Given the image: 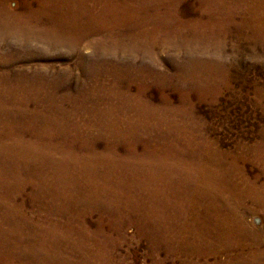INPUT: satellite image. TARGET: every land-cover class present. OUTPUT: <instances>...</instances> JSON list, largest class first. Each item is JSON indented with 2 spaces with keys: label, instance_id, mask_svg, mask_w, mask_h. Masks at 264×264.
Listing matches in <instances>:
<instances>
[{
  "label": "rangeland",
  "instance_id": "1",
  "mask_svg": "<svg viewBox=\"0 0 264 264\" xmlns=\"http://www.w3.org/2000/svg\"><path fill=\"white\" fill-rule=\"evenodd\" d=\"M70 4L75 11L66 10ZM86 14L95 17L88 21L89 35ZM58 37L76 45L56 48L52 41ZM18 78L43 79L54 97L75 95L83 82L92 88L85 96L93 117L80 111L88 101L84 109L64 103L62 112L79 122L74 137L62 134L71 130L64 118L48 124L20 117L43 92H27L25 85L10 90ZM137 92L140 99L132 100L130 93ZM107 103L108 115L123 120L127 130L120 123L104 124ZM104 137L114 149L104 148ZM74 138L67 158L63 149ZM25 140L37 142L30 146ZM50 142L60 151L49 154L78 167L70 170L84 176L80 182H89L92 174L97 181L89 184L104 187V199L93 202L89 186L73 191L80 188L70 177L64 189L72 192L66 197L73 193L87 200L68 207L69 215L56 212L67 205L59 181L48 176L53 169L41 159V152L53 149ZM135 146L140 155L128 153ZM27 147L35 149L11 150ZM111 163L119 167L117 174L105 168ZM197 166L209 174L200 177ZM126 167L138 170L135 177L123 171ZM170 168L182 169L170 180L174 187L167 184ZM155 173L158 178H152ZM201 178L213 192L203 210L195 207L172 222H189L204 211L209 223L200 236V227L193 228L198 231L188 237L190 245L183 243L185 249H169L160 236L164 225L155 219L141 224L143 206H154L165 217L164 236L177 237L182 226L175 225L174 234L166 218L179 214L176 204L164 209L156 199H170L169 192L172 197L185 180L194 188ZM143 195L147 200L141 201ZM0 219V264H264V0H0Z\"/></svg>",
  "mask_w": 264,
  "mask_h": 264
},
{
  "label": "bare ground",
  "instance_id": "2",
  "mask_svg": "<svg viewBox=\"0 0 264 264\" xmlns=\"http://www.w3.org/2000/svg\"><path fill=\"white\" fill-rule=\"evenodd\" d=\"M225 3V2H224ZM224 3H222V4H224ZM63 7V6H62ZM64 8V7H63ZM62 8V9H63ZM61 9V10H62ZM58 10H60V8H58L57 9V11ZM66 10L67 11H69V12H73V11H75L76 10V7L75 6H73L72 4H70V5H68L67 6V8H66ZM87 15V21L86 22H84V23H86L85 24V26H87V28L89 29V33L87 34L86 33V35H89L90 33H91V31H92V27H91V23L90 22H88V21H92V19H93V15H88V14H86ZM94 19H95V17H94ZM87 23H88V25H87ZM75 25H76V23H75ZM77 27V25L76 26H73V28H71V29H75ZM90 27V28H89ZM55 34V33H54ZM61 35V34H60ZM52 39V38H51ZM45 42V41H44ZM53 42V44L55 43V45H56V48H58L57 46H59V45H66V46H70L71 48H69V49H72V47H74L76 44V41H74V43H64V40L61 38V37H58L56 40H54V41H52ZM78 43V42H77ZM50 44V41H49V43H48V45ZM63 45V46H64ZM54 46V45H53ZM61 47V46H60ZM66 48V47H65ZM67 49V48H66ZM98 72V71H97ZM63 74H65V73H63ZM67 76H69L68 74H67ZM84 76V75H83ZM98 76V75H97ZM126 76V75H125ZM20 77V76H19ZM59 79V80H58ZM56 81L57 82H55V84L56 85H58V83H60L61 82V78H58ZM64 81V80H63ZM14 82V81H13ZM53 82V81H52ZM78 84V83H77ZM13 85V86H12ZM21 85H25V86H27V87H25V91H27V92H34V90L36 89L37 91L39 90V91H41V92H43V96H42V98H40L38 101H36V99H35V97H34V108L30 111V110H28V109H26V108H23L22 110H20V112H21V114H20V117H24V115L25 114H27V115H30V117H31V120L32 121H37V119H40V120H42V121H44L45 123H48V124H50V122H57V121H60L61 119H63V120H65L66 119V121H67V123L65 124V125H68V128L69 129H71V130H69V131H65V132H63L62 134H64V133H66V132H70L72 135H73V131H72V129H73V127H74V125H77L79 122L78 121H75V119L74 118H71V117H73V116H71L70 114H65V111L64 112H62V106L64 105V103L65 102H69V103H80L79 105H78V109H84V102L83 101H88V104H90V106L89 107H86L85 108V110L83 111V110H80L81 111V113H83L85 116H87V117H93V115H94V113L92 112V111H86V110H88V108H90L91 107V104H92V101L90 100V99H88L85 95H89V96H91V93L89 92V91H92V88H90L89 89V91L87 90V86H85V84L82 82L81 83V85H80V83L78 84V87H77V93L75 94V95H64V96H61V97H54V95L53 96H51V93H52V90H51V88L50 87H48V84H46L44 81H43V79H39V78H32V79H30L29 81H26V79H17L14 83H12L11 84V89L10 90H13V89H18V88H20V86ZM13 88V89H12ZM58 89V88H57ZM129 92V91H128ZM27 94V93H26ZM127 94H129V93H127ZM98 95V94H97ZM130 98L132 99V100H134L133 98H135V99H140V95H139V93L137 92L136 94H131L130 93ZM82 99V101L81 100H79V99ZM122 98H123V100H124V95L122 94ZM125 98H127V99H129V97H125ZM14 99V98H13ZM20 99V98H19ZM130 100V99H129ZM32 101V100H31ZM131 103V102H130ZM18 104V103H17ZM105 105V104H104ZM145 105L146 106H148V107H152V105L151 104H149L148 105V103H145ZM92 106H94V105H92ZM96 106V105H95ZM144 106V105H143ZM105 108L106 109H104V111H103V113H104V124L106 125H108V124H113V123H120V124H117V125H120L121 126V130L123 131L124 129L125 130H127L128 129V127H124L121 123L123 122V120H120V121H117L116 122V120H114L115 118H113V114H110V115H108L111 111H112V108H109V103H107L106 104V106H105ZM68 109V108H67ZM70 109V108H69ZM43 110H47V111H49V113H50V115H49V117H47V115H48V113L47 114H45V113H43ZM73 110V109H72ZM5 111V110H4ZM3 111V112H4ZM7 111V110H6ZM76 111V110H75ZM152 112V111H151ZM78 114V113H77ZM26 115V116H27ZM80 117V116H79ZM36 119V120H35ZM84 121V120H83ZM89 121L90 122H94L92 119H90L89 118ZM38 123V122H37ZM95 123V122H94ZM143 125V124H142ZM53 126V125H52ZM58 127V126H57ZM86 128H87V126H86ZM112 128H114V127H112ZM50 130V129H49ZM61 130V129H60ZM110 130V129H109ZM55 131V130H54ZM53 131V132H54ZM135 132L136 131H133L132 133H131V136L132 137H134L135 138ZM151 132V131H150ZM44 134H46V132H43ZM42 133V134H43ZM59 134V133H58ZM105 135H107V134H105ZM57 136V135H56ZM63 136V135H62ZM39 137H41V136H39ZM73 137H74V135H73ZM86 137H88V136H86ZM38 138V137H37ZM105 138V140L107 139L106 137H104ZM109 138V137H108ZM49 139V138H48ZM61 140V139H60ZM88 140V142H90L92 139L91 138H88L87 139ZM116 141V140H115ZM37 141H35V140H25V143L26 144H28V145H32V144H35ZM52 142V141H51ZM50 142V144H51V147L53 148V149H49V147H48V150H46V154H43L42 152H41V155L43 156L41 159L43 160V162L44 163H46L49 167H51L52 169H53V171L49 174V172H48V176L50 177V179H51V181L52 182H56V184H57V180L59 181L58 182V185H59V188H61V191L60 192H63L64 191V193H62L63 195L62 196H64L65 198V206L66 207H63V208H60L58 211H56L58 214H68V213H70L72 210H70V209H68V207H72L73 209H76V207H77V205L79 204V202L80 201H82V199L84 198V199H86V196L87 195H84V196H82V197H78L77 198V196H75V197H73V193H72V196L69 198V197H66L67 195H69V194H71V192H69V191H66L64 188H65V182H66V180L68 179V178H70V177H73V178H75V182L74 183H76V185H78L79 186V188L80 189H78V190H73V191H77V192H86L87 191V189H88V186L91 188V190L92 191H94V192H92V194H88V197H92L91 199L93 200V202H95L96 200H99V199H102V197H103V199H104V187H102V188H99L100 186H99V184H89V182H96L97 180H94V176L92 175V174H89V182H87V181H82V182H80V180L81 179H83L84 180V176L82 175V174H79L80 172L79 171H77V170H75V172H73V171H71L70 169H75V168H78V167H75V166H70V165H67L66 163H68V162H70L67 158L68 157H70V154H72V151H73V149H72V146L75 144V142H76V139L74 138L72 141L70 140V143H67V145L65 144V146L66 147H68V149H63V151H65V154L66 155H69V156H67V158H62L61 159V157L57 154V157H56V155H55V152L59 149V151H60V148L58 147V148H55L54 149V147H53V143H51ZM54 142V141H53ZM87 142V141H86ZM87 142V143H88ZM61 143V142H60ZM152 143V142H151ZM56 145V144H55ZM114 143H113V141L112 140H106V142H105V144H104V148H106V149H110V147H112L113 149H114ZM161 145V144H160ZM93 145L91 146V151L93 152ZM29 150V151H32V150H34L33 148H31V150H30V148L29 147H27V148H21V150L20 149H18V148H12L11 150H12V153L14 154H19L21 151H25V150ZM113 149H111L113 152H114V150ZM157 149H160V148H157ZM156 148H154L153 150L154 151H156L157 150ZM49 150H51V151H55L52 155H50L49 153L51 152H48ZM149 150V147H146L145 149H144V151L145 152H147ZM205 150V149H204ZM38 151V150H37ZM44 151V150H43ZM138 150H137V148H136V146H135V150L133 149V150H129L128 149V153H131V155H138L139 154V152H137ZM144 151H143V153H144ZM117 152H114V154H116ZM127 153V154H128ZM148 153V152H147ZM187 153V152H186ZM35 154H36V157H38L37 156V152L35 151ZM140 155V154H139ZM187 156V155H186ZM237 156V155H236ZM127 157V156H126ZM135 157V156H134ZM133 157V158H134ZM51 159H54L53 161H50V162H48L47 160H51ZM128 159H129V157H128ZM128 159L126 158V161H128ZM192 159V158H191ZM37 160H39V158L37 159ZM203 160V159H202ZM206 160V159H205ZM132 161V160H131ZM190 161V160H189ZM53 164H52V163ZM206 162V161H205ZM211 162V161H210ZM41 163V162H40ZM41 164H43V163H41ZM45 164V165H46ZM184 164H186V162L184 163ZM207 164H210V163H207ZM14 165V164H13ZM44 164H43V166H45ZM109 166H107V167H105L106 169H111V170H113V172L115 173V174H117V171L119 170V167H117V164L115 165V164H108ZM115 165V166H114ZM112 166V167H111ZM114 166V167H113ZM128 166H131V167H133L134 169H137V167H140V165H138V164H136V165H130V162H129V164H128ZM203 166H204V164H203ZM53 167H56V170H55V168H53ZM111 167V168H110ZM187 167V166H186ZM195 167V166H194ZM51 168H50V170H51ZM133 168H128V167H126L125 169L123 168V171L125 170H127V171H131V174H132V176H134L135 177V174H134V172L135 171H138V170H134ZM197 168H198V166H197ZM201 168V167H200ZM200 168H198V173H199V175H200V177L202 176V175H206V173H208V170H204V169H201L200 170ZM22 169V168H21ZM46 169V168H45ZM118 169V170H117ZM182 169H184V167L182 168ZM182 169H180V170H177L176 168H170V169H168L167 170V184L169 185V186H173V183L171 184V182H170V180H172L173 179V177H175V173H176V175H177V171H181ZM188 169V168H187ZM213 169V174H216V171H215V169L214 168H212ZM222 169V168H221ZM185 170V169H184ZM189 170V169H188ZM194 170V169H193ZM19 171H21V170H19ZM194 171H196V170H194ZM220 171V170H219ZM11 172V171H10ZM15 172V171H14ZM182 172V171H181ZM18 175H20L19 173H17ZM128 174V173H127ZM161 174H165L162 170H161ZM209 174V173H208ZM28 175V174H27ZM224 175V174H223ZM43 176V175H42ZM35 177V176H34ZM33 177V178H34ZM39 177H40V174H39ZM46 177V176H45ZM45 177H43V178H45ZM48 177V178H49ZM162 177V176H161ZM32 178V179H33ZM152 178H158L157 177V175H156V173H155V175H153L152 176ZM187 178V177H186ZM216 178V177H215ZM222 178V177H221ZM230 178V177H229ZM38 179V178H37ZM87 179H88V176H87ZM160 179V178H159ZM45 180V179H44ZM153 180V179H152ZM191 180V179H190ZM38 181V180H37ZM188 181V180H187ZM193 181V180H192ZM194 181H196V180H194ZM227 181V180H226ZM34 182H36V180L34 179ZM43 182V181H42ZM199 185H197L196 183V185H195V187L194 188H191V187H189L188 185H187V182H186V180L185 181H183V184H181V185H179V184H176V186H175V188H174V191H173V193H172V197H171V195H170V192H169V198L170 199H168V197H166V198H160V199H156V201H157V203H160V204H162V205H160L161 207H163L164 209H168L167 208V206L166 205H168V207H171L172 209H176L177 211H178V215H168V216H166V218H167V220H169V222H168V226L170 227V231L172 232V233H174V226L176 225V226H182V229H183V231H180V232H178V236L177 237H173V238H171L170 239V237H168V236H164V234L165 233H167L168 234V232L164 229V227L165 226H167V222H166V219H165V217L163 216V215H160L159 214V212L158 211H156V209H155V207L154 206H149V207H147V206H143V213L144 214H142V215H140V221H141V224L143 223V224H147L150 220H152V219H155L156 220V222H158L159 223V227H162V225H164L162 228V233L163 234H161L160 236L164 239V240H162V242H165V243H167L168 245H169V249H171V247H179V248H183V249H185V246H182V245H184L183 243H185V244H187V245H190V241L188 240V237L189 236H191V235H193V232H194V234H196L195 233V231H198V229L197 230H194L193 228L195 227V226H198V227H200V232L199 233H197V235L198 236H200V233L202 232V230L205 228V222L206 223H209V215L208 214H206V215H204V211H202L201 213L202 214H200V215H202V216H205V221H203L202 220V218H200L199 216L198 217H195V218H193L191 221H189V222H184V221H181V219L179 220V222H172L173 220H176V218H178V217H181L186 211H190L191 209H194L195 207H200L201 205H204L205 203H206V201L208 200V195H209V193H211L212 191L210 190V189H206L207 188V184H206V182L203 180V178H201L199 181ZM228 182V181H227ZM30 183H32V182H30ZM44 183V182H43ZM50 183V182H49ZM226 183V182H225ZM43 185V184H42ZM51 185V184H50ZM37 186V185H36ZM39 186H40V184H39ZM194 186V185H193ZM219 186H220V184H219ZM229 186V185H228ZM259 186V185H258ZM33 187V186H32ZM45 187H47V186H45ZM56 187L58 188V186L56 185ZM63 187V188H62ZM73 187V186H72ZM174 187V186H173ZM213 187H214V185H213ZM49 188V187H48ZM221 188V187H220ZM219 188V189H220ZM239 188V187H238ZM42 189V188H41ZM201 189H203V190H201ZM241 189V188H240ZM223 190V189H222ZM40 191V190H39ZM49 191H50V189H49ZM213 191H214V189H213ZM220 191V190H219ZM225 191V190H224ZM60 192H58V193H60ZM57 193V194H58ZM184 193H186V194H184ZM213 193V192H212ZM215 193V192H214ZM40 194V193H39ZM55 195V197L57 196V197H59L58 195ZM143 194H144V192H143ZM34 195L36 196V194L34 193ZM75 195V194H74ZM145 195V194H144ZM144 195L142 196V198L140 197V199H141V201H144V199H146L147 200V198H144ZM49 196V195H48ZM54 197V196H53ZM53 197H52V199H53ZM95 197H97V199L95 198ZM210 197H212V196H210ZM95 198V199H94ZM47 199H48V197H47ZM77 199V200H76ZM176 199V200H175ZM178 199V200H177ZM87 200V199H86ZM216 200V199H215ZM224 200V199H223ZM44 201V200H43ZM91 201V200H90ZM53 202V201H52ZM56 202H58V201H56ZM220 203V202H219ZM218 203V204H219ZM54 204H56V203H54ZM69 204V205H68ZM81 204V203H80ZM91 204V203H90ZM174 205V204H176V207L174 206V208L171 206V205ZM200 204V205H199ZM216 204V203H215ZM222 204V203H221ZM47 205H48V203H47ZM53 205V204H52ZM210 205V204H209ZM212 205V204H211ZM214 205V204H213ZM223 205V204H222ZM226 205V204H225ZM224 205V206H225ZM54 206V205H53ZM180 206H181V208H180ZM49 207V206H48ZM60 207V206H59ZM193 207V208H192ZM218 207V206H217ZM226 207H228V206H226ZM225 207V208H226ZM255 207V206H254ZM44 208H45V206H44ZM47 208V207H46ZM56 208V207H55ZM91 208V207H90ZM117 210H119V209H121L120 208V205L119 206H117ZM222 208V207H221ZM224 208V207H223ZM256 208V207H255ZM13 209H14V207H13ZM12 209V210H13ZM43 209V208H42ZM53 209V208H52ZM116 209V208H115ZM124 209H126V206H124ZM200 209L201 210H203V208H201L200 207ZM207 209V208H206ZM9 210V209H8ZM45 210V209H44ZM46 211V210H45ZM48 211V210H47ZM120 211V210H119ZM212 211V210H211ZM223 211V210H222ZM226 211V210H225ZM10 212H12V211H10ZM10 212H7V213H10ZM20 212V211H19ZM27 212V211H26ZM50 212V211H49ZM56 212H54V213H56ZM196 212V211H195ZM17 213V212H16ZM51 213V212H50ZM92 213V212H91ZM118 213H120V212H118ZM187 213V212H186ZM200 213V212H199ZM231 213V212H230ZM20 214V213H19ZM26 214V213H25ZM31 214H32V212H31ZM46 214V213H45ZM23 215V214H22ZM69 215V214H68ZM34 216V215H33ZM65 216V215H64ZM63 216V217H64ZM197 216V215H196ZM234 216V215H233ZM60 217V216H59ZM191 217H192V215H191ZM190 217V218H191ZM213 217V216H212ZM221 217V216H220ZM38 218V217H37ZM36 218V219H37ZM69 218V217H68ZM189 218V217H188ZM13 219V218H12ZM16 219V218H15ZM23 219V218H22ZM35 219V220H36ZM50 219V218H49ZM215 219V218H214ZM1 220V219H0ZM29 220V219H28ZM40 220V219H39ZM75 220V219H74ZM10 221V220H9ZM15 221V220H14ZM59 221V220H58ZM237 221V220H236ZM235 221V222H236ZM26 222V221H25ZM25 222H23V223H25ZM39 222V221H38ZM43 222H45V221H43ZM76 222V221H75ZM81 222V221H80ZM1 223V222H0ZM11 223V222H10ZM29 223V222H28ZM82 223V222H81ZM212 223V222H211ZM223 223V222H222ZM239 223L241 224V222L239 221ZM5 224V223H4ZM14 224H15V222H14ZM26 224V223H25ZM243 224V223H242ZM5 225H7V224H5ZM29 225V224H28ZM48 225V224H47ZM54 225V224H53ZM85 225V224H84ZM84 225H82V226H84ZM213 225V224H212ZM20 226V225H19ZM35 226V225H34ZM68 226V225H67ZM75 226V225H74ZM238 226V225H237ZM23 227V226H22ZM36 227V226H35ZM42 227H43V225H42ZM225 227V226H224ZM230 227V226H229ZM246 227V226H245ZM21 228V227H20ZM20 228H18V229H20ZM26 228V227H25ZM61 228V227H60ZM67 228V227H66ZM86 228V227H85ZM139 228V227H138ZM244 228V227H243ZM242 228V229H243ZM247 228V227H246ZM10 229V228H9ZM13 229H14V227H13ZM16 229V228H15ZM23 229V228H22ZM22 229H21V231H22ZM39 229H41V228H39ZM43 229V228H42ZM46 230H47V228H45ZM82 229V228H81ZM87 229V228H86ZM141 229V228H140ZM155 229V228H154ZM180 229V228H179ZM1 230V229H0ZM6 230V229H5ZM35 231H36V228L34 229ZM53 230V229H52ZM69 230V229H68ZM83 230V229H82ZM244 230V229H243ZM242 230V231H243ZM61 231V230H60ZM90 231V230H89ZM139 231H141V230H139ZM211 231H212V229H211ZM17 232V231H16ZM18 232H19V230H18ZM27 232V231H26ZM31 232V231H30ZM32 232H33V230H32ZM65 232V231H64ZM67 232V231H66ZM70 232V231H69ZM68 232V233H69ZM72 232H74V230L72 231ZM205 232V231H204ZM8 233V232H7ZM48 232L46 231V234H47ZM54 233V232H53ZM61 233H63V232H61ZM203 233V232H202ZM210 233V232H209ZM246 233V232H245ZM244 233V234H245ZM30 234V233H29ZM60 234V233H59ZM174 234H176V232L174 233ZM21 235V234H20ZM42 235V234H41ZM45 235V234H44ZM43 235V236H44ZM53 235V234H52ZM63 235V234H62ZM222 235H223V233H222ZM11 236V235H10ZM22 236V235H21ZM26 236V235H25ZM37 236V235H36ZM47 236H49V235H47ZM46 236V237H47ZM54 236V235H53ZM101 236H104V235H101ZM203 236H204V234H203ZM216 236V235H215ZM1 237V236H0ZM15 237V236H14ZM28 237V236H27ZM30 237V236H29ZM32 237V236H31ZM46 237H44V238H46ZM230 237V236H229ZM23 238V237H22ZM35 238V237H34ZM39 238V237H38ZM63 238V237H62ZM65 238V237H64ZM63 238V239H64ZM90 238V237H89ZM176 238V239H175ZM185 238H187L186 239V241H185ZM212 238V237H211ZM224 238V237H223ZM1 239V238H0ZM11 239V238H10ZM62 239V240H63ZM192 239L193 240H197V237H196V235L195 236H192ZM29 240V239H28ZM33 240V239H32ZM31 240V241H32ZM41 240V239H40ZM43 240V239H42ZM54 240V239H53ZM58 240V239H57ZM61 240V241H62ZM65 240V239H64ZM68 240V239H67ZM219 240V239H218ZM235 240V239H234ZM20 241V240H19ZM18 241V242H19ZM88 241V240H87ZM208 241V240H207ZM22 242V241H21ZM36 242H37V240H36ZM35 242V243H36ZM51 242H53V241H51ZM74 242V241H73ZM76 242V241H75ZM32 243V242H31ZM34 243V242H33ZM41 243V242H40ZM45 243V242H44ZM56 243H59V242H56ZM78 243V242H77ZM0 244H3V242L2 243H0ZM9 244V243H8ZM7 244V245H8ZM28 244H30V243H28ZM49 244V243H48ZM67 244V243H66ZM12 245V244H11ZM17 245V244H16ZM50 245V244H49ZM58 245V244H57ZM64 245H65V243H64ZM5 246V245H4ZM4 246H2V247H4ZM23 246V245H22ZM33 246V245H32ZM35 246V245H34ZM34 246H33V248H34ZM47 246V245H46ZM51 246V245H50ZM49 246V247H50ZM53 246V245H52ZM51 246V247H52ZM56 246V245H55ZM78 246V245H77ZM80 246V245H79ZM85 246V245H84ZM231 246V245H230ZM11 247V246H10ZM15 247V246H14ZM19 247V246H18ZM39 247V246H38ZM57 247V246H56ZM61 247H62V245H61ZM87 247H89V246H87ZM198 247V246H197ZM234 247V246H233ZM19 248H21V247H19ZM28 248V247H27ZM45 248V247H44ZM47 248V247H46ZM79 248V247H78ZM1 249V248H0ZM16 249V248H15ZM49 249V248H48ZM55 249V248H54ZM92 249V248H91ZM157 249V248H156ZM187 249V248H186ZM201 249V248H200ZM208 249V248H207ZM21 250V249H20ZM19 250V251H20ZM41 250V249H40ZM60 251H61V249H59ZM193 250V249H192ZM196 250V249H195ZM13 251V250H12ZM31 251V250H30ZM49 251V250H48ZM53 251V250H52ZM51 251V252H52ZM64 251V250H63ZM62 251V252H63ZM71 251H73V250H71ZM85 251V250H84ZM99 251V250H98ZM44 252V251H43ZM54 252H56V251H54ZM74 252V251H73ZM90 252V251H89ZM88 252V253H89ZM22 253V252H21ZM34 253V252H33ZM38 253V252H37ZM48 253V252H47ZM57 253V252H56ZM82 253V252H81ZM80 253V254H81ZM83 253H85V252H83ZM10 254V253H9ZM25 254V253H24ZM86 254V253H85ZM84 254V255H85ZM157 254V253H156ZM20 255V254H19ZM26 255V254H25ZM73 255V254H72ZM18 256V255H17ZM22 256V255H21ZM88 256V255H87ZM8 257V256H7ZM15 257V256H14ZM48 257V256H47ZM50 257V256H49ZM12 258V257H11ZM23 258V257H22ZM46 258V257H45ZM16 259V258H15ZM65 259V258H64ZM87 259V258H86ZM99 259V258H98ZM231 259V258H230ZM234 259V258H233ZM35 260V259H34ZM43 260V259H42ZM55 260V259H54ZM19 261V260H18ZM30 261V260H29ZM74 261V260H73ZM45 262V261H44ZM56 262V261H55ZM81 262V261H80ZM91 262V261H90ZM94 262V261H93ZM100 262V261H99ZM21 263V262H20ZM28 263V262H27ZM46 263V262H45ZM49 263H53V261L51 260ZM86 263V262H85ZM185 263V262H184ZM218 263V262H217ZM220 263V262H219ZM19 264V263H18ZM81 264V263H80Z\"/></svg>",
  "mask_w": 264,
  "mask_h": 264
}]
</instances>
